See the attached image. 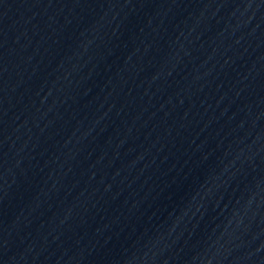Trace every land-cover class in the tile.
Here are the masks:
<instances>
[{
	"label": "water",
	"instance_id": "obj_1",
	"mask_svg": "<svg viewBox=\"0 0 264 264\" xmlns=\"http://www.w3.org/2000/svg\"><path fill=\"white\" fill-rule=\"evenodd\" d=\"M0 264H264V0H0Z\"/></svg>",
	"mask_w": 264,
	"mask_h": 264
}]
</instances>
